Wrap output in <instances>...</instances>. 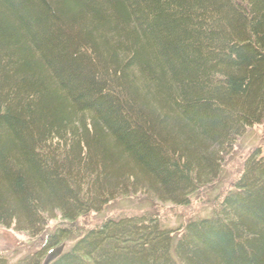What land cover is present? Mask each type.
Wrapping results in <instances>:
<instances>
[{
    "label": "trees",
    "instance_id": "1",
    "mask_svg": "<svg viewBox=\"0 0 264 264\" xmlns=\"http://www.w3.org/2000/svg\"><path fill=\"white\" fill-rule=\"evenodd\" d=\"M263 122L264 0H0V225L75 240L53 264H264L259 154L179 238L76 227L148 191L189 204Z\"/></svg>",
    "mask_w": 264,
    "mask_h": 264
},
{
    "label": "rangeland",
    "instance_id": "2",
    "mask_svg": "<svg viewBox=\"0 0 264 264\" xmlns=\"http://www.w3.org/2000/svg\"><path fill=\"white\" fill-rule=\"evenodd\" d=\"M260 155L264 160V122L248 128L239 137L232 150L225 154L216 169L215 182L205 183L199 191L194 194L191 202L187 205H175L171 202L161 200L156 194L143 193L133 197L115 200L98 213L91 212L81 217L76 223L82 231L92 230L108 220L127 218H152L160 222L161 226L169 232H175L176 237H180L187 223L195 220H202L213 216L223 196L232 189L243 175L242 165L246 158L253 155ZM209 184V185H207ZM146 194V195H145ZM62 225L64 222L57 220L49 225ZM50 229H53L50 226ZM45 235L31 237L20 226L0 225V259L8 264H20L36 259L35 264H42L49 248L44 247ZM75 240L61 243L57 247L65 244V250L69 249ZM44 250V251H43ZM43 251V253H41ZM33 260V261H32Z\"/></svg>",
    "mask_w": 264,
    "mask_h": 264
},
{
    "label": "water",
    "instance_id": "3",
    "mask_svg": "<svg viewBox=\"0 0 264 264\" xmlns=\"http://www.w3.org/2000/svg\"><path fill=\"white\" fill-rule=\"evenodd\" d=\"M62 250H63V247H60L56 249L55 251H53L52 253H50L45 264H50L52 261H54L61 254Z\"/></svg>",
    "mask_w": 264,
    "mask_h": 264
}]
</instances>
